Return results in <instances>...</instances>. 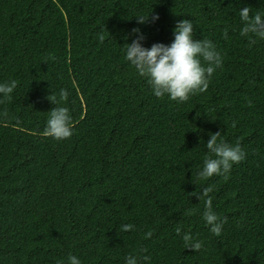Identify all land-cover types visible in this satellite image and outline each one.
Wrapping results in <instances>:
<instances>
[{
  "label": "trees",
  "instance_id": "16d2710c",
  "mask_svg": "<svg viewBox=\"0 0 264 264\" xmlns=\"http://www.w3.org/2000/svg\"><path fill=\"white\" fill-rule=\"evenodd\" d=\"M245 6L264 12V0H0V83L16 82L0 102V264H264V40L240 35ZM183 19L223 65L177 103L155 97L123 49L137 27L145 47L170 44ZM60 89L73 135L57 141L44 129ZM216 132L246 158L203 180ZM209 186L227 218L219 237L202 219L207 198L193 195Z\"/></svg>",
  "mask_w": 264,
  "mask_h": 264
},
{
  "label": "clouds",
  "instance_id": "9594fccd",
  "mask_svg": "<svg viewBox=\"0 0 264 264\" xmlns=\"http://www.w3.org/2000/svg\"><path fill=\"white\" fill-rule=\"evenodd\" d=\"M152 13V12H151ZM238 15L241 25L240 35L243 37H253L250 45L256 40H264V12L256 11L252 13L249 7H241ZM138 23H145L151 16L136 15ZM159 19L158 16L153 17ZM229 30L223 31L225 39L228 38ZM135 35L130 43H125L123 49L124 59L134 67L138 76L146 78L150 86L151 93L157 98L167 97L177 103H185L190 96L207 91L210 78L216 70L223 65L222 54L217 50L215 44L208 39H194V24L192 20L183 19L177 21L173 30L174 39L170 44L153 43L151 47H145L143 41L146 36L140 28L132 29L126 39ZM105 36L98 34V40L103 42ZM16 88V82L11 80L0 83V102L3 99H11V95ZM54 107L49 111L44 135L54 140L62 141L73 135L71 124L72 117L69 109L64 106L68 100V92L60 89L58 93L52 91L48 96ZM234 126V125H233ZM220 132L211 134L210 139L205 144L211 155H206L203 166L197 175L207 180L213 175L227 176L230 174L233 165L239 164L246 158V153L239 144L235 146L224 142L219 138ZM212 188L203 187L202 191L193 193L199 199H205V210L203 212V222L209 231L219 237L222 234L227 218H221L212 210L209 193ZM131 223L120 225L119 232H129L133 229ZM177 235H181V229H176ZM145 238H150L152 233L146 232ZM185 248H191L196 252L202 247V242L195 240L190 232L181 235ZM146 251V250H142ZM142 260L148 264L150 257L144 255ZM60 264H82V261L75 255H69ZM125 264H141V257L129 254L125 257Z\"/></svg>",
  "mask_w": 264,
  "mask_h": 264
}]
</instances>
